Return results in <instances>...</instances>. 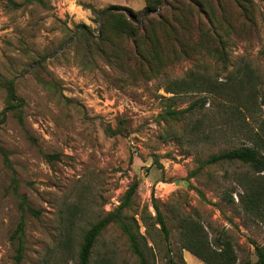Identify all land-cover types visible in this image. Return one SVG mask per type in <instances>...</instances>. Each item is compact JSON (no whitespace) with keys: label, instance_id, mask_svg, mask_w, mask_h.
<instances>
[{"label":"rangeland","instance_id":"1","mask_svg":"<svg viewBox=\"0 0 264 264\" xmlns=\"http://www.w3.org/2000/svg\"><path fill=\"white\" fill-rule=\"evenodd\" d=\"M253 1L255 21L250 33L238 40L226 36L228 51L236 70L246 57L259 78V103L264 100V2ZM189 0H163L162 14ZM148 0H0V114L7 106V83L14 81L24 101V124L8 113L0 125V144L9 152L18 180V193L41 212L40 218H26V252L21 264H76L84 232L98 220L115 212L129 188H138L125 220L155 247L158 264H165L167 245L156 223L158 206L170 230L173 256L186 264H204L180 250L181 222L202 226L209 240H229L238 264L257 261L256 245H264V226L243 212L238 203L234 174L239 166L229 163L205 165L212 154L230 148L224 140L200 145L189 141L186 121L174 124L163 115L168 108L185 110L205 97L206 105H195L197 115L220 130L222 119L212 120L215 99L204 93L173 95L165 86L180 79L194 62L182 59L163 69L164 74L149 77L122 72L94 52L85 59L87 46L75 40L81 26L99 34L101 13L121 7L129 16L142 17ZM218 18L231 23L239 19L236 0H219ZM116 45L133 51V44ZM94 49V48H92ZM136 67L137 63L123 62ZM214 78L220 74L207 66ZM214 108V109H213ZM189 116V114H187ZM206 116V117H204ZM264 116V105L256 117ZM252 121V118H251ZM107 127L119 135L110 136ZM210 141V142H207ZM47 155H56L49 159ZM237 189V192L235 190ZM226 196V199H225ZM233 197L234 203L227 199ZM21 213L13 194L12 172L0 155V264H16L11 234ZM149 227L152 237L146 235ZM72 228L71 253L62 247L64 226ZM113 247L119 260L136 263L126 236L111 224L99 239L95 255ZM146 255L149 251L143 249ZM65 257V261L63 258ZM160 261V262H159Z\"/></svg>","mask_w":264,"mask_h":264},{"label":"trees","instance_id":"2","mask_svg":"<svg viewBox=\"0 0 264 264\" xmlns=\"http://www.w3.org/2000/svg\"><path fill=\"white\" fill-rule=\"evenodd\" d=\"M218 1L189 0L187 4L174 6L168 14H162L158 9L162 10L163 0H148L140 18L127 15L121 7L112 6L101 13L98 36H94L90 28L83 25L75 40L87 46L88 50L83 52L85 59L94 57L96 51L112 66L127 73L135 70L140 75L155 77L164 74V68L182 59L194 62L195 70L188 71L183 78L169 82L165 91L173 95L204 93L213 97L217 102L215 109L213 108L212 120L222 119L220 130L213 135V125L205 123L204 118L192 121V117L197 115L195 105H206L205 97L199 98L185 110L170 107L163 118L174 124L186 121V135L194 144L200 145L205 140L213 142L214 138L231 144L230 148L210 155L205 161L198 159V163L201 167L219 163L239 166L241 172L233 176L236 188L241 190L237 193L239 206L251 219L264 226V116L256 117L264 105V100L259 103V78L246 57L240 58L241 64L235 71L229 70L233 67V60L228 51V42L218 32L219 29L225 32L226 36L233 34L236 39L243 40L242 37L250 33V23L255 21L253 1L236 0L240 13L239 19L233 23L225 16L218 18ZM114 38L119 42L132 43V53L127 48L116 45ZM124 60L128 64L136 62L137 66L133 68L132 65H125ZM209 64L215 65L219 72L226 73V77L221 78L220 74L217 78L211 76L207 68ZM6 89L7 106L0 114V125L4 123L8 113L14 115L20 124H24V101L18 96L14 81H9ZM106 133L110 136L119 135V132L111 127H107ZM0 155L12 172L13 194L19 200L21 217L10 239L15 248L14 261L21 264L26 252V218L31 216L38 219L41 212L29 203L25 195L18 193V180L10 162L9 152L1 144ZM46 157L58 158L56 155ZM137 188L138 184H133L115 212L98 220L84 232L76 264H129L125 258L120 261L118 253L111 246L95 255L99 239L111 224H116L126 236L128 249L136 257L135 264H158L153 252L155 247L159 248L157 242L151 238L153 246H148L146 237L138 231L137 222L134 220L133 226L124 218L123 212L131 206ZM227 201L235 202L232 196ZM154 209L156 223L160 226L161 236L168 248L164 258L165 264H186L183 256L176 257L171 254L170 230L166 219L158 206ZM143 224L147 228L146 235L152 237L144 220ZM62 231L61 245L66 254L71 253L70 248L74 244L72 228L65 224ZM180 239V250L189 252L204 264H238L233 244L225 239L215 242L209 240L204 228L197 223L182 220ZM143 249L148 250L149 255H146ZM255 251L257 261L254 264H264V245H256Z\"/></svg>","mask_w":264,"mask_h":264}]
</instances>
